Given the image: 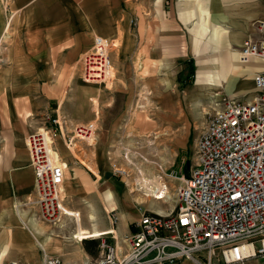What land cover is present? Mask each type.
I'll use <instances>...</instances> for the list:
<instances>
[{
    "label": "crops",
    "instance_id": "obj_1",
    "mask_svg": "<svg viewBox=\"0 0 264 264\" xmlns=\"http://www.w3.org/2000/svg\"><path fill=\"white\" fill-rule=\"evenodd\" d=\"M262 26L264 0H13L9 15L0 7V264H44L45 256L98 264L103 240L127 250L143 201L123 180L111 181V138L152 133L151 123L138 125L146 113L149 122L187 118L178 110L192 98L189 88L203 98L220 88L238 97L253 91L264 59L243 63L240 53L247 40L262 38ZM97 37L115 46L108 85L84 79L82 59ZM193 66V84L181 91L178 77ZM199 68L200 75L218 69L221 77L199 81ZM213 97L222 98L210 95L209 108ZM55 118L63 134L55 151L68 166L64 203L73 216L51 226L33 203L27 137ZM89 123L94 142L68 148L65 137ZM148 209L164 211L159 203Z\"/></svg>",
    "mask_w": 264,
    "mask_h": 264
},
{
    "label": "built area",
    "instance_id": "obj_2",
    "mask_svg": "<svg viewBox=\"0 0 264 264\" xmlns=\"http://www.w3.org/2000/svg\"><path fill=\"white\" fill-rule=\"evenodd\" d=\"M0 4L6 14H11L13 0H0ZM261 32L260 40H247L241 48L243 63L264 59V26ZM113 47L109 40L96 38L82 59L86 82L109 84ZM253 90L254 96L248 101L215 100L196 140L194 166L188 175H175L181 181L176 188L175 208L168 213L157 212L143 209L140 203L141 217L127 250L103 240V258L98 264H179L183 260L247 264L264 259V71L255 76ZM95 134L94 123L80 125L65 137V144L70 149L78 142L90 144ZM62 135L60 121L55 118L27 137L35 173L33 203L40 220L51 226L73 216L64 203L68 166L55 151L56 139ZM125 174L120 168L115 171V175ZM162 192L169 193L166 182ZM164 195L154 199L166 201ZM111 218L118 223L116 212ZM44 264L63 262L45 256Z\"/></svg>",
    "mask_w": 264,
    "mask_h": 264
},
{
    "label": "rangeland",
    "instance_id": "obj_3",
    "mask_svg": "<svg viewBox=\"0 0 264 264\" xmlns=\"http://www.w3.org/2000/svg\"><path fill=\"white\" fill-rule=\"evenodd\" d=\"M0 7H2L1 4ZM190 71L191 69L187 72V76L182 74V76L178 77V80L180 79V84H182L180 87L181 91L187 85L193 84L192 82L196 76V68L194 72ZM200 73L199 68V81L208 78L215 81L221 77V71L218 69L210 72L212 74L209 75H200ZM189 90L191 91L192 98L189 99L186 105L182 104V108L178 110L180 113L185 111L187 118L175 122H149L145 120L148 117L146 113L143 114L145 119L139 121L138 125L142 127L147 123H151V125H154L152 133L145 131L142 132V136L138 137L130 135L121 138H111L112 146L115 145L110 149L111 152H109L110 154L107 156V158H109L107 159V172L110 174L111 181L120 182V180H123V182L127 184V188H129L130 191L133 190V195L137 197V199H140L139 202L141 200L143 201V209H148L150 206H155L156 203H159L162 209L168 213L177 205L176 188L181 184V181L175 179V188L171 187V183L169 184L168 182L172 180V173L173 175L177 172L178 174L188 175L195 164V144L203 127V123L205 122L206 115L204 113L203 118L200 117L199 120L197 118L200 116V113L208 112L212 109V106H215L216 97H213L214 101L210 107L211 109L208 106L209 103L207 102L209 99L207 100V98H209L210 95L216 96L220 94L222 98H239L248 101L254 96V90L252 91L251 88L245 89L240 97L227 95L223 88L203 91L202 93L206 96L204 98L198 90L194 88H189ZM228 91H231L229 86ZM143 110L145 111V109ZM93 142L94 139H92V143ZM84 147L85 149L93 148L89 147L87 144H85ZM115 163L117 164V168L126 171L127 174L124 176L115 175L117 169L113 167ZM163 172H165V174H163ZM164 182L169 186V193L167 195L171 197L166 198V201H157L154 199L156 196L159 194L164 195V192H162V185ZM137 183H139L140 186H137ZM123 186L125 185L123 184ZM88 188L96 187L92 184L88 185ZM137 188L143 190L139 192ZM167 195H164V198ZM247 264H264V259L252 260L247 262Z\"/></svg>",
    "mask_w": 264,
    "mask_h": 264
},
{
    "label": "trees",
    "instance_id": "obj_4",
    "mask_svg": "<svg viewBox=\"0 0 264 264\" xmlns=\"http://www.w3.org/2000/svg\"><path fill=\"white\" fill-rule=\"evenodd\" d=\"M194 70H195V67L193 66V68L191 69V71H190V72H194Z\"/></svg>",
    "mask_w": 264,
    "mask_h": 264
},
{
    "label": "bare ground",
    "instance_id": "obj_5",
    "mask_svg": "<svg viewBox=\"0 0 264 264\" xmlns=\"http://www.w3.org/2000/svg\"><path fill=\"white\" fill-rule=\"evenodd\" d=\"M90 142H91V144H92V141H90ZM166 197H167V198H168V197L170 198L171 196L167 195Z\"/></svg>",
    "mask_w": 264,
    "mask_h": 264
}]
</instances>
